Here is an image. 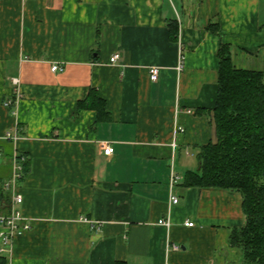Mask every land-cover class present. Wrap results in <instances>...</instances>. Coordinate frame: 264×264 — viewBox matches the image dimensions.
<instances>
[{
    "label": "crops",
    "instance_id": "0c3cea01",
    "mask_svg": "<svg viewBox=\"0 0 264 264\" xmlns=\"http://www.w3.org/2000/svg\"><path fill=\"white\" fill-rule=\"evenodd\" d=\"M263 14L264 0H0V214L31 224L7 264H246L230 243L242 195L184 176L217 141L219 50L264 62ZM16 153L20 204L4 187Z\"/></svg>",
    "mask_w": 264,
    "mask_h": 264
},
{
    "label": "trees",
    "instance_id": "16d2710c",
    "mask_svg": "<svg viewBox=\"0 0 264 264\" xmlns=\"http://www.w3.org/2000/svg\"><path fill=\"white\" fill-rule=\"evenodd\" d=\"M170 23L176 34L175 22ZM218 57L217 141L201 148L199 166L185 173L184 184L239 192L246 221L232 230L230 243L242 248L246 264H264V69L236 65L229 43L222 44ZM88 105L99 119L108 118L102 98L94 96ZM0 264H7L5 256Z\"/></svg>",
    "mask_w": 264,
    "mask_h": 264
},
{
    "label": "built area",
    "instance_id": "2783aa9c",
    "mask_svg": "<svg viewBox=\"0 0 264 264\" xmlns=\"http://www.w3.org/2000/svg\"><path fill=\"white\" fill-rule=\"evenodd\" d=\"M119 55L115 54L114 56L111 57L112 62H116L118 59ZM183 60V57H182ZM180 62L179 65V70H182L183 68V62ZM63 67L60 64H53L52 65V71H62ZM158 68L157 67H152L150 69V78L152 80H156L158 78ZM14 82L17 84L19 80L17 78H14ZM7 106L13 105L11 101L6 102ZM185 129L181 126H178L176 128V131L178 132H183ZM20 137V134L18 131L15 132H8L4 138L6 139H13L16 140ZM174 146L176 143L173 144ZM101 147L102 151L104 152L105 155L110 156L114 153L115 148L114 146L109 143V142H101ZM0 152V156H1ZM28 161V158L25 154H19L16 153L14 155V168H13V173L11 176L4 182V187L6 189H12L13 191V203L15 204H20L23 201V196L17 192L18 188V181L24 176L25 168L24 165ZM179 177L175 174L172 175L171 178V185L173 186L177 181ZM172 203H177L178 197L175 195H172L171 197ZM161 225H164L166 227L171 226V222L168 218H161L158 222ZM188 226H193V222H187L186 223ZM0 252L5 253L10 251L11 247V242L14 239L15 236L24 234L27 230L31 228V224L28 222V220L24 217L23 213L21 210L15 209L14 207L12 208L11 212L8 214H0ZM167 248L169 250H174L178 251L181 249V247L177 244H171L168 243Z\"/></svg>",
    "mask_w": 264,
    "mask_h": 264
},
{
    "label": "rangeland",
    "instance_id": "374dc122",
    "mask_svg": "<svg viewBox=\"0 0 264 264\" xmlns=\"http://www.w3.org/2000/svg\"><path fill=\"white\" fill-rule=\"evenodd\" d=\"M254 67H256L257 69H264V62L258 61L257 64L254 65Z\"/></svg>",
    "mask_w": 264,
    "mask_h": 264
}]
</instances>
